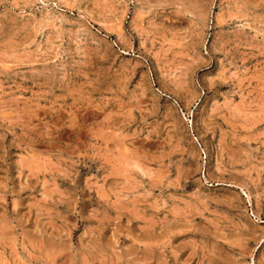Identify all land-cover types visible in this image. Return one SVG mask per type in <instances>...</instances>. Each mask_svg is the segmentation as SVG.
<instances>
[{"label": "rangeland", "instance_id": "374dc122", "mask_svg": "<svg viewBox=\"0 0 264 264\" xmlns=\"http://www.w3.org/2000/svg\"><path fill=\"white\" fill-rule=\"evenodd\" d=\"M0 264H264V0H0Z\"/></svg>", "mask_w": 264, "mask_h": 264}]
</instances>
